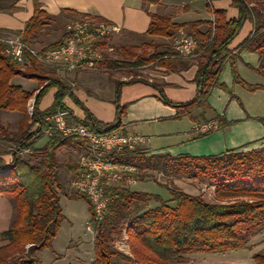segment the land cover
Instances as JSON below:
<instances>
[{"label":"trees","instance_id":"16d2710c","mask_svg":"<svg viewBox=\"0 0 264 264\" xmlns=\"http://www.w3.org/2000/svg\"><path fill=\"white\" fill-rule=\"evenodd\" d=\"M162 1L142 0L145 5H159ZM215 1L220 0H207V9L213 13L212 21L177 24L169 16L149 13L150 24L145 35L172 38L180 30H184L198 45L197 72L194 78L197 95L193 100L173 103L160 87L153 85L160 93V101L175 110L174 119L189 116L195 121L192 113L196 108L213 111L209 97L213 90L225 89L220 78L226 62L231 64L235 83L242 84L250 91L264 90L262 85H249L243 81L237 73L238 57L229 58V46L238 37L244 25L250 22L253 30L241 43L239 50L258 55L259 66L253 70L264 79V0H230L238 11V17L234 20H228L225 10H213L212 4ZM2 2L3 0H0V11L6 10L1 8ZM250 3L254 5L250 6ZM66 11L74 13L63 10L62 14ZM97 20L102 21L98 18ZM58 21V16L48 14L42 9L39 0H34V14L24 30L14 33L0 29V38L9 36L5 34H16L23 42L31 44L40 36L45 26ZM202 26H208V31L201 33ZM65 37L64 28L63 36L47 47L60 46ZM118 48L121 54L135 58V47ZM172 54L173 51H166L164 55H151L150 59L172 70L171 61L167 60L169 57L165 58ZM176 60L188 61L182 58ZM146 61L142 58L136 59L132 66H140ZM118 62L120 61L106 58L104 64L108 69H113ZM185 63L184 68L188 67V63ZM42 72L43 67L35 62L25 67L16 64L6 56L4 47L0 44V113L23 115L19 128L14 133L0 121V134L5 147L9 149L8 153L0 149V195L9 197L16 211L9 230L3 233L7 243L0 247V264H42L37 254L52 247L51 244L65 220L60 204V194L65 195V191L60 183L59 173L60 170L67 169V166L58 164L56 151L66 146L74 148L80 154L87 153L85 141L74 137L66 138L55 132L40 149V161L32 163V157H24V151L34 149L37 142L44 137L43 130L49 127L46 119L59 111H69L70 122L73 124H82L98 133L119 131L122 127L121 118L125 113V107L120 106L118 99L121 87L125 84H149L137 79L117 83V117L113 123L105 124L98 121L79 102L68 83L58 78L46 79ZM17 76L50 82L36 95L31 116L27 113V108L34 94L11 83ZM53 88L56 92L52 105L49 109L41 111L42 99ZM68 97L80 107L82 117L76 116L68 108L65 103ZM220 118V129L232 124L224 117ZM212 133L199 136L206 137ZM5 154H10V162L5 160ZM111 158L115 163L132 165L138 171L147 170L162 172L169 177L191 176L201 179L202 182L215 187L217 203L210 204L201 197H193L167 187L174 204L169 206L158 196L132 191L128 187H107L105 194L110 197L111 202L105 219L96 225V258L92 264H174L189 254H219L247 249L250 238L264 231V146L251 150L235 149L202 157L188 154H159L147 157L145 152L137 148L134 151L124 150ZM139 174L140 172L137 174V180L140 179ZM74 197L85 198L92 216L94 215L86 195L75 194ZM150 200L158 202L160 206L130 217L132 207L147 204ZM123 230L126 232L132 257L116 251L111 244L113 236L121 235ZM253 260L256 264H264V254L254 255Z\"/></svg>","mask_w":264,"mask_h":264},{"label":"rangeland","instance_id":"374dc122","mask_svg":"<svg viewBox=\"0 0 264 264\" xmlns=\"http://www.w3.org/2000/svg\"><path fill=\"white\" fill-rule=\"evenodd\" d=\"M188 1L186 0L184 2L189 3ZM214 3L212 4V8H215ZM249 5L253 6L254 3H250ZM188 6L189 4L186 7ZM184 10L186 11V9ZM61 14L62 12L58 15L59 21L57 23H52L49 26H45L41 30L40 36L33 43H31L34 48H48V45L53 44L63 36L64 28L66 32L67 26L72 24L87 21L97 24H100L99 22H104L98 21L97 18L92 16L81 17L80 15H75V13L73 14L67 11L62 15ZM210 14L212 15L213 20L214 18L212 12L208 13L205 10L203 16L210 17ZM242 33L239 37L240 39L242 37ZM5 35H9L6 37L16 36V34ZM178 35L179 34L172 38L145 35L140 38H133V40H131L120 32L116 35L97 39L96 42L99 46L98 49L102 54L98 66L99 70L101 71L93 73L120 75L121 78L129 80L137 79L152 84L155 82L157 75L161 73L158 68H161L162 66L158 61H153L150 59V56L154 54L164 55L166 51H173L174 54L175 40L181 37ZM184 35L188 36L187 33L183 34L182 36ZM118 46H124L126 48L135 47L133 49L135 58L121 54ZM229 51V58H235V52L231 51L230 49ZM248 53L251 54V52ZM106 58L120 62H118V65H116L113 69H108L104 64ZM139 58L146 59L147 61L140 66L133 67V63H135L136 59ZM197 58L198 56L189 58L188 61L197 63ZM177 59H179V57ZM167 60L172 62L176 59L173 60L172 58H169ZM229 65L231 66V64ZM257 67L250 65L247 60H241L236 63L237 73L243 81L249 85H264V79L255 70H253ZM22 70L24 71L25 68H22ZM103 70L108 72H104ZM41 74L45 76L46 79L53 80L54 78H58L65 83H67L66 79L67 75H69L59 74L48 68H43V72ZM17 77L24 78L23 76ZM17 77H14L13 79ZM222 79L225 89L217 88L213 90L209 98L214 109L217 112H220V115L224 117L227 122L232 123L229 126V129L226 131L227 133L232 132V134L228 135L229 141H231V138L233 137L243 136V138H249L250 135L248 132L254 133L255 130H257L255 132L257 134L260 128L264 130V90L250 91L242 84L235 83L231 67L224 68V71L222 72ZM27 80L36 83V89L33 93L34 98L29 102L27 108V113L29 116H31L33 112L31 114L30 109L34 108L36 95L47 84H50V82L41 81V83L33 79ZM68 84L70 83L68 82ZM51 101L52 100L50 96L44 98V100L42 99V104L40 103V107L42 106L43 108H48L51 105ZM76 112L79 113L78 111ZM195 113L208 114L209 117L204 115V117H202L204 119L201 121L215 123L218 129H220L219 121L221 118L213 114L211 110L209 112L207 108H196L193 110L192 115ZM19 117L23 119V115L20 114L16 117H10L7 119L8 122L5 121L6 123H4L1 118L0 121L5 128H9L10 131L14 133L19 128ZM192 121L193 120L191 117L184 116L180 119L141 123L137 125L135 132L143 136L150 137L151 142L147 146L152 151L170 149L169 151L172 150L173 152H187L189 153L188 155L191 154V156L199 157L215 155L217 152H219V147L212 145V140H208L209 136L200 137L199 139L191 138V133L195 128ZM196 121L199 122V120ZM219 132L223 133V131ZM2 138L3 137L0 134V149L8 153L9 149L5 147L6 144L3 142L4 140H2ZM47 142L48 139L43 137L37 143L38 146L36 148L26 151L23 156L26 158L32 157L31 162L37 163L42 159L40 149L43 148ZM257 146H262V143ZM75 152L76 151L74 148L66 146L61 147L56 151V159L58 164H64L67 166V169H62L59 173L60 183L65 191V195L62 193L60 194V204L65 220L62 222L59 228L56 239L51 244L52 247L43 249L37 254L42 264H92L96 258L94 244L96 232L91 234L86 231L87 222L91 221L93 218L89 204L85 198L80 197L75 199L74 195L79 193L75 192L72 188L73 181L80 176L81 171L79 166V157L81 154H78V152L75 154ZM5 156H10V154H5ZM139 172L140 179L138 178L139 180L137 183L133 184L129 189L140 193L158 196L169 206H173L174 204L171 201L172 197L167 191V187L193 197H201L205 202L210 204L217 203L215 187L210 183L202 182L201 179L192 178L191 176L169 177L164 175L162 172H153L147 170H137L136 174ZM158 206H160L158 202L150 200L147 204H140L136 207H132L130 217H135ZM15 216L16 211L14 209L13 201L4 195L0 196V247L7 243L3 238V233L9 230L12 222L15 219ZM113 238L114 240L111 243L113 248L128 257H132L125 230H123L121 235L116 234L113 236ZM259 253L264 254V231L250 238L247 244V249L219 254H189L185 255L181 261L175 262L174 264H256L253 260V257Z\"/></svg>","mask_w":264,"mask_h":264},{"label":"crops","instance_id":"0c3cea01","mask_svg":"<svg viewBox=\"0 0 264 264\" xmlns=\"http://www.w3.org/2000/svg\"><path fill=\"white\" fill-rule=\"evenodd\" d=\"M184 1L186 0H163L159 5H145L142 0H39L42 9L52 16H58L63 10L74 11L75 15H89L101 19L104 22L119 26L122 30L121 33L131 40H133V38L145 36L150 24L149 13L167 15L171 17L174 23L177 24L195 21H212L211 14L210 17L203 16L205 10L208 13H211L207 9V0H197L194 2L187 0L189 3ZM2 3L1 8L6 10L0 11V29L14 33L23 31L26 23L34 14V0H3ZM188 4L189 8L186 7ZM214 4L215 8H213V10H225L227 12L228 20L237 19L238 11L232 7L230 1H219ZM10 7L13 8L10 9ZM184 9H186V11ZM252 30L253 25L250 22H247L238 37L231 43L229 49L235 52L234 54L238 57L237 62L247 60L250 65L257 67L260 63L258 55L239 50V46ZM207 31L208 26L200 28L201 33H205ZM185 33L186 32L184 30H180L178 36H182ZM241 33L242 37L240 39L239 37ZM185 62L188 63V67L184 68L183 65H186ZM229 64V62H226L224 68L231 67ZM171 66L173 68L172 70L164 67L158 68L161 73L157 75V78H155V82L152 83V85L146 83H136L132 85L125 84L121 87L118 99L120 106L125 107V113L121 118L122 127L119 130L120 132L125 135H141L135 132L138 124L174 119L176 115L175 110L165 106L160 101V93L153 85L160 87L165 96L173 103H186L196 97L197 87L194 83V78L197 72L196 62L175 60L171 62ZM66 80L67 83H70L69 85L71 86L72 94L86 109H88L90 113L93 114L98 121L109 124L116 120V102L118 100L116 95V85L117 83L128 82L129 79L121 78L120 75L75 73L67 75ZM220 81L223 83L222 74ZM11 83L13 85L21 86L29 93H34V90L36 89L35 82L22 77H17L11 80ZM262 86L264 85L262 84ZM55 92V89H51L46 96L51 97V105L53 103ZM65 103L76 116L82 117L83 112L72 99L69 97L66 98ZM209 104L211 105L210 98ZM49 107L43 108L41 106L40 110L45 111L49 109ZM211 107L213 108V114L222 117L220 112H217L212 105ZM17 115L20 114L2 112L0 113V118L4 121V123H6L8 122L7 119L10 117H16ZM204 115L209 117L208 114H193L195 121L192 122L195 127L198 124L205 123L201 121L204 119L202 118ZM20 120L21 118L19 117L18 123ZM196 120H199V122ZM228 129L229 127L217 129L210 134L209 137L206 136L209 141L212 140V145H216L220 149V151L215 155L241 148H243V150L260 148L261 146L257 145L261 143L262 146H264V130L261 128L258 130L257 134L255 133L257 130H255L254 133L247 131L250 135L249 138H243V136L233 137L231 138V141H229L228 135L232 134V132L227 133L226 131ZM219 131H223V133ZM199 135L201 134H197L193 129L191 138L199 139ZM144 137H147L148 141L144 145L138 147V149L145 152L147 157L159 154H171L172 156H178L187 153L178 151L173 152L172 150L169 151L170 149L152 151L147 146L151 142L150 137ZM37 146L38 145L36 144L35 148ZM86 150L89 151V148L86 147ZM4 157L7 162L12 160L11 156Z\"/></svg>","mask_w":264,"mask_h":264},{"label":"built area","instance_id":"2783aa9c","mask_svg":"<svg viewBox=\"0 0 264 264\" xmlns=\"http://www.w3.org/2000/svg\"><path fill=\"white\" fill-rule=\"evenodd\" d=\"M99 23L87 21L67 26L63 43L55 48L36 49L18 36L0 38V43L6 56L22 67L35 62L59 74L100 72L98 66L102 54L96 40L116 35L122 30L115 24ZM197 51V42L192 37L184 35L175 40L174 54L169 58L189 59L197 57ZM32 112L33 108L30 109L31 114ZM70 119L69 111H59L47 118L49 127L43 130V136L50 139L56 132L66 138H79L85 141L89 148L87 153H82L79 157L80 176L73 181L72 188L90 200L94 215L92 220L87 222L86 231L94 234L96 225L105 219L109 210L111 199L105 194L106 188L115 186L130 188L138 181L136 167L115 163L111 156L124 150L134 151L148 139L141 135H125L120 131L98 133L82 124H73ZM217 129L215 123L209 122L198 124L194 128L195 132L201 135Z\"/></svg>","mask_w":264,"mask_h":264}]
</instances>
